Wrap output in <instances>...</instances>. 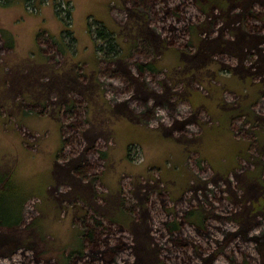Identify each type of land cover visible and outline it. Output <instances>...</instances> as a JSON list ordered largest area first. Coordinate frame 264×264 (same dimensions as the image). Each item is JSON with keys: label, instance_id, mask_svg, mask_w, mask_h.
<instances>
[{"label": "rangeland", "instance_id": "374dc122", "mask_svg": "<svg viewBox=\"0 0 264 264\" xmlns=\"http://www.w3.org/2000/svg\"><path fill=\"white\" fill-rule=\"evenodd\" d=\"M202 1L0 0V170L37 191L0 264H264V0Z\"/></svg>", "mask_w": 264, "mask_h": 264}, {"label": "trees", "instance_id": "16d2710c", "mask_svg": "<svg viewBox=\"0 0 264 264\" xmlns=\"http://www.w3.org/2000/svg\"><path fill=\"white\" fill-rule=\"evenodd\" d=\"M202 3L205 4V7H204L205 9L206 8H216L222 12L226 11L229 5L227 0H203ZM55 7L57 8V5ZM56 13L59 16V13L58 12ZM221 15L225 16L223 18H229L230 14H228V12L226 11L222 13ZM99 39H102V37ZM103 40L106 43L105 45L106 48L103 47L105 48L104 49L105 51L107 50L113 51V48L115 47L118 48V45L114 41L113 37H108L106 35L104 36ZM146 68H149L152 71L157 70V66L154 63L147 64ZM250 178L253 181L257 180L259 183L264 185V179H263L262 173L260 172H254L253 174L250 175ZM262 193L264 194V188H263ZM34 195H37V191L35 189H29L28 187L24 186V184H20V182L17 180L13 172L9 173L8 171L0 170V227L2 228L3 227L4 228L20 227V225L23 222V218H24V207L26 203L28 202V200H30L32 196ZM120 205L121 207L124 206L123 199L120 200ZM141 205H144V202H141ZM250 209L252 212L264 211V195L253 202L250 201ZM192 213L193 212H191V214ZM197 214L198 215H197L196 223H198L199 225L200 224L202 225L206 221V218L208 217L209 214L207 215L204 209L201 210ZM92 236L93 235H90L89 237H92ZM105 254H106V251L102 252V255H105ZM263 260H264V257H263ZM86 264H90V263H86Z\"/></svg>", "mask_w": 264, "mask_h": 264}, {"label": "bare ground", "instance_id": "6f19581e", "mask_svg": "<svg viewBox=\"0 0 264 264\" xmlns=\"http://www.w3.org/2000/svg\"><path fill=\"white\" fill-rule=\"evenodd\" d=\"M44 2V1H43ZM41 3H42V1H41ZM43 5V4H42Z\"/></svg>", "mask_w": 264, "mask_h": 264}]
</instances>
